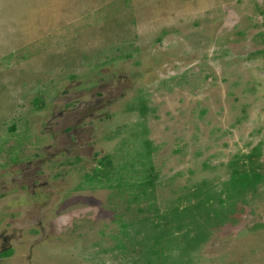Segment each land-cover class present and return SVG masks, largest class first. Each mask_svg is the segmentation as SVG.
<instances>
[{"label":"rangeland","instance_id":"1","mask_svg":"<svg viewBox=\"0 0 264 264\" xmlns=\"http://www.w3.org/2000/svg\"><path fill=\"white\" fill-rule=\"evenodd\" d=\"M232 161L264 172V0H0V264H144L140 220ZM243 199L167 264H264Z\"/></svg>","mask_w":264,"mask_h":264},{"label":"trees","instance_id":"2","mask_svg":"<svg viewBox=\"0 0 264 264\" xmlns=\"http://www.w3.org/2000/svg\"><path fill=\"white\" fill-rule=\"evenodd\" d=\"M144 106L141 102L139 107L141 111H143ZM144 141L146 147H149L150 141ZM258 154L259 147L255 146L245 157L253 164L252 161H256ZM140 155L143 154L140 153ZM243 162L242 160L240 163L243 164ZM106 164H110V159L107 155L98 160L97 166H100V170L95 172L93 170L91 174L86 173V179L93 181L97 178L99 180L100 176H107L109 170L106 169ZM231 164L237 167L232 168L229 179L223 183V187L220 190L210 189V186L203 181L201 185L195 187L194 191L188 193L187 200L190 203L187 205L183 207L175 205L162 215L158 213L156 215L157 220L154 222L153 220L150 221L149 218L140 220L142 223L138 224L139 230L146 228V233L140 239L142 244L146 246L142 254L145 258L144 264H153L155 262L167 264L165 242L168 244L169 240L177 241V246L179 247L178 255L193 249L204 238L208 227L222 223L223 218L228 215L236 214L238 211V199L244 200L243 198L247 191L255 190L257 184L264 181V172L258 169L260 165H250V168L245 169L238 167V161H232ZM127 167V164H125L126 169ZM145 183L151 184L152 176L147 177ZM176 235L181 236V238L178 237L176 239ZM9 253L10 250L2 251L0 256ZM179 259L174 258V264Z\"/></svg>","mask_w":264,"mask_h":264}]
</instances>
